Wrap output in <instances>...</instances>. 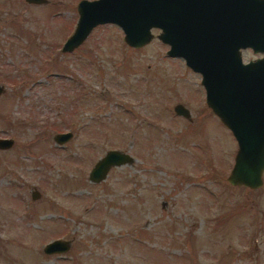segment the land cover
<instances>
[{
	"label": "rangeland",
	"instance_id": "374dc122",
	"mask_svg": "<svg viewBox=\"0 0 264 264\" xmlns=\"http://www.w3.org/2000/svg\"><path fill=\"white\" fill-rule=\"evenodd\" d=\"M79 1L0 0V264H264V172L227 182L237 144L200 74L155 29L132 48L100 24L62 53ZM108 150L132 161L93 183ZM54 239L68 251L44 254Z\"/></svg>",
	"mask_w": 264,
	"mask_h": 264
},
{
	"label": "water",
	"instance_id": "95a60500",
	"mask_svg": "<svg viewBox=\"0 0 264 264\" xmlns=\"http://www.w3.org/2000/svg\"><path fill=\"white\" fill-rule=\"evenodd\" d=\"M43 4L46 0H25ZM214 0H80L78 17L72 34L64 41L61 52L70 53L100 24H115L123 32V42L132 48L146 45L152 29L161 30L156 37L169 45L168 56H179L194 72H200L205 91V103L220 122L229 129L237 149L233 165L226 177L231 186L257 189L264 172V58L253 63L241 62L239 48L252 41L264 52V0H226L230 13L228 38L230 54L227 60L205 50L207 31L197 27V7ZM222 2V3H221ZM224 4V0H220ZM211 11L213 7H205ZM202 39V40H201ZM254 46V45H252ZM255 47V46H254ZM3 87L0 85V94ZM176 115L189 117L181 104L173 107ZM72 133L54 135L55 144L62 145ZM11 138H0V149L12 146ZM132 157L118 150H108L90 169L88 178L99 183L112 167L130 164ZM33 199L39 196L33 190ZM70 243L54 239L43 246L46 255L68 251Z\"/></svg>",
	"mask_w": 264,
	"mask_h": 264
},
{
	"label": "flooded vegetation",
	"instance_id": "af4514ba",
	"mask_svg": "<svg viewBox=\"0 0 264 264\" xmlns=\"http://www.w3.org/2000/svg\"><path fill=\"white\" fill-rule=\"evenodd\" d=\"M221 3H220V0H214L210 4L205 3V5H200L199 7H197L198 14H197V24L196 25L199 29H202L203 31H207L211 38V39L206 38L205 44H211V45H208V46L206 45L205 50L208 53L210 51H214L217 58L223 57L224 60H227L228 58L227 56L228 54H230V44H231L228 38V33H229V28H230V13H228L229 11L226 7V0H224V4H221ZM205 7H213V9H211V11L209 12L206 10ZM154 29L158 30V33L161 31L156 28ZM259 39L260 38H257L255 41H252L251 44H249L247 47L239 48V54H240L241 62L243 64L253 63L257 60L264 58V52H262L259 46L255 43ZM161 43L167 46L165 55L168 58H180L183 60L185 64V60L182 57L168 56L167 51L169 50V45L162 41ZM252 45H254L255 47ZM244 52H250L252 53L253 56H256V57L252 59L249 58V59L244 60L243 59ZM197 73L200 74V72H197Z\"/></svg>",
	"mask_w": 264,
	"mask_h": 264
}]
</instances>
